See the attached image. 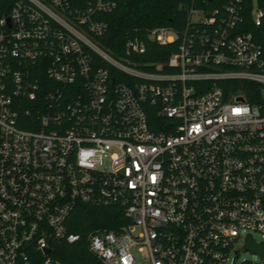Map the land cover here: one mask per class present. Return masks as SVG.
<instances>
[{
	"label": "built area",
	"instance_id": "built-area-1",
	"mask_svg": "<svg viewBox=\"0 0 264 264\" xmlns=\"http://www.w3.org/2000/svg\"><path fill=\"white\" fill-rule=\"evenodd\" d=\"M115 6L0 0V264H54L78 204L127 220L86 236L101 264H235L264 245V2L202 0L112 53L92 16Z\"/></svg>",
	"mask_w": 264,
	"mask_h": 264
},
{
	"label": "trees",
	"instance_id": "trees-1",
	"mask_svg": "<svg viewBox=\"0 0 264 264\" xmlns=\"http://www.w3.org/2000/svg\"><path fill=\"white\" fill-rule=\"evenodd\" d=\"M72 1L82 3L84 0ZM112 1L116 6L111 12L92 16L93 19H99L106 25V31L94 37L96 42L112 53L121 50L127 39H132L134 36L143 38L148 30L155 27H171L181 36L187 31V10L202 5V0ZM180 42L179 38L169 45H149L145 54L141 55V59L144 62H164L177 50ZM21 128L28 129L26 126ZM125 224L127 220L121 208L78 204L68 217L66 225L68 232L80 235L81 240L73 245L65 242L54 243L51 253L53 263L101 264L88 252L86 236L97 229L117 230Z\"/></svg>",
	"mask_w": 264,
	"mask_h": 264
},
{
	"label": "rangeland",
	"instance_id": "rangeland-1",
	"mask_svg": "<svg viewBox=\"0 0 264 264\" xmlns=\"http://www.w3.org/2000/svg\"><path fill=\"white\" fill-rule=\"evenodd\" d=\"M252 238L257 242H264V239H262L259 235L254 234ZM233 252H237V255L233 256V253L231 252L228 259L229 261L233 260L235 264H238L243 260L250 261L254 264H264L263 258H260L257 254L250 253L247 250H241L240 244L234 247ZM133 254L135 258V264H144V260L142 259V257L139 256V254H137L136 251H133Z\"/></svg>",
	"mask_w": 264,
	"mask_h": 264
},
{
	"label": "water",
	"instance_id": "water-1",
	"mask_svg": "<svg viewBox=\"0 0 264 264\" xmlns=\"http://www.w3.org/2000/svg\"><path fill=\"white\" fill-rule=\"evenodd\" d=\"M242 250H247L250 253H254L257 254L260 258L264 259V245H256L254 244L250 237H246L245 241H244V245L242 247ZM45 252H49L48 249L45 250Z\"/></svg>",
	"mask_w": 264,
	"mask_h": 264
}]
</instances>
